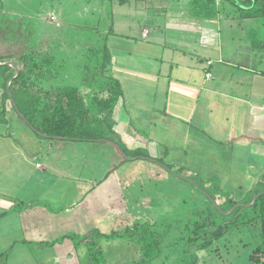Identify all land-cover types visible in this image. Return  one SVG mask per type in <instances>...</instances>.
<instances>
[{
    "label": "crops",
    "instance_id": "0c3cea01",
    "mask_svg": "<svg viewBox=\"0 0 264 264\" xmlns=\"http://www.w3.org/2000/svg\"><path fill=\"white\" fill-rule=\"evenodd\" d=\"M18 1L23 5L24 15L9 13L8 10L3 9L4 7L0 8V13L5 12V16L12 14L11 17L16 18L15 22H9L3 13L0 15V58L8 61L21 59L25 56L34 58V55L37 54L36 50L45 37L43 35L51 31L67 41L65 44L67 45L66 53L72 63L63 53L62 56L59 53H54V56L47 58L45 66L54 67L58 72V67L63 64L64 67H68L66 75L74 74L75 70L77 71L74 66L77 64L74 61L77 49L72 48V44L77 45L83 39L87 40L88 33L80 31L79 38H76L64 27L62 31L52 27L48 20V17L55 13L51 5L44 7L48 16V22H45V19L40 21L28 11L27 3L31 10L35 11L33 5L37 0ZM96 1V5L100 7L97 13L101 15V19L97 17L93 23L95 27L91 34L96 36L94 45L102 47L105 43L104 40L108 41V36L111 38L114 36L119 40L122 37L127 40L125 42H128L129 52L118 53L117 51L114 54L115 57L111 56L110 74L122 85L123 89L121 104L117 109L120 111L119 118L117 117L118 112L115 115L117 126L115 131L120 136L121 133L125 134L126 140H123L130 150L142 147L148 152V158L158 159L160 153L166 154L163 149L167 148L168 154L170 149H174L168 143L173 136L188 142V147L191 145L193 147L203 146L202 138H205L211 143V146L214 145L212 150L227 147L231 151L230 154L228 153L231 158L246 157L247 161H250L253 155H257L261 158L257 164L264 165V20L232 19L223 14H219L213 19L198 18L190 12L192 0H132L124 6L134 8L140 13V16L145 15V18L143 22L139 23V31L118 37L120 35L115 29L111 17L113 3L105 0ZM64 2L69 4L68 9L74 10L73 14H80L81 10L87 9L91 0H66ZM73 4L78 7L70 6ZM105 9L108 12L106 16L102 14ZM151 11L160 15V20L156 18L153 20ZM79 20H83L81 24L86 22L84 19ZM13 24L19 34L18 37H16V32L13 34L8 32L9 27L14 26ZM39 27L41 29L45 27L47 30L42 35H36L35 30ZM102 34H104V39L101 40L99 37ZM140 36L141 39H139ZM98 38L99 41H102L101 44L98 43ZM114 47L121 46L115 44ZM167 50L168 52H166ZM98 59L101 61L100 64L103 63L101 57ZM134 70L137 74L132 73ZM208 74L211 77L208 78ZM130 75L133 77L129 79ZM2 81L0 78V102L4 93ZM127 81H132L131 86H124ZM58 87L60 86L51 85L50 89L54 90ZM76 87L80 90L83 88ZM82 94L85 95L84 92ZM122 108L124 109L123 114L121 113ZM6 125L0 123V128ZM141 130L146 134L143 137L139 135ZM31 133L29 129H24L17 134L12 133L13 136L0 130V139L9 138L12 151L15 154H26V161L28 150L25 146L30 145ZM18 134L29 135V138L25 142L17 141L15 135L18 136ZM60 141H55L60 145L51 144L47 150L43 149L40 142L36 141L33 146L34 150L31 148L30 152L36 153L40 152L39 148L43 149L46 163L42 164L39 161L40 158L34 154L35 162L44 166L47 173L54 179L62 176L63 183L66 185L65 175H62L59 169L56 170L58 154L62 152L65 155L68 144H70L69 146L72 144L78 146L77 148L87 156L93 146L91 148L88 144H79V142H65L68 144H64ZM35 146L38 147V150ZM87 147L90 149L86 150ZM77 151L78 149H76ZM10 152L11 150L5 147L3 149L0 145V165L3 161L5 171L7 169V153ZM58 164L60 166L61 163ZM250 164L254 165V162ZM23 165L22 163L21 167ZM68 167V171L73 168L71 164ZM45 168L38 169L45 172ZM260 170L264 172V167H261ZM194 176L197 174L195 173ZM257 177L258 175L253 176L254 179ZM262 177L263 174L260 180ZM42 180L46 182L45 179ZM36 187L40 188L41 186L36 185ZM98 187L96 183L93 186L96 199L98 196L111 197L116 185L110 186L113 189L107 195L102 193L103 189L105 190L104 187L97 190ZM92 192L93 189L88 192L86 190L83 201L94 203L95 205L93 204L91 209L98 211V202L92 198L90 194ZM25 200L27 199L16 198L13 201L7 200L8 202L0 201V213H3V217L9 210L18 214L19 226L22 231L34 234L35 238L34 235L31 236L41 246L54 242L55 245L52 247L57 251V254L53 257L55 260L53 259L51 264L68 262L81 264V256L77 254L73 241L68 238L60 240L69 233L61 234V231L79 228L84 232V235H87L89 231L98 228L97 221L99 220H95L97 216L88 213L84 217L85 212H78V214L70 216L59 215L48 211L46 207L40 210L38 208L39 201L35 199L29 200L31 204L28 211L31 212L28 213L24 211L27 203ZM20 204H23V207H19ZM1 218L0 215V221ZM93 218L94 220H92ZM6 219L7 217H5ZM100 221H102V216H100ZM51 234L53 235L52 239H47L46 235ZM24 243H26L25 240ZM48 247L50 246L48 245Z\"/></svg>",
    "mask_w": 264,
    "mask_h": 264
},
{
    "label": "rangeland",
    "instance_id": "374dc122",
    "mask_svg": "<svg viewBox=\"0 0 264 264\" xmlns=\"http://www.w3.org/2000/svg\"><path fill=\"white\" fill-rule=\"evenodd\" d=\"M0 1V8L4 7L3 9L5 11L8 10L9 13H20L21 15H24L23 5H21L18 0ZM64 1L66 0H55V2L54 0H37L33 5L35 11L31 10V8L29 7V3H27V7L28 11L32 13L34 17L39 18L40 21H43V19H45L44 21L48 22V20H50L49 22L51 23L52 27L56 29L59 28L61 29V31L64 27L70 32V34L71 32L74 34L73 37L79 38V35L81 33L80 31H85L88 33V39H83L81 42L83 44H72V48L77 49L76 55L74 54V61L77 62V64H74V66L76 67L75 69H77V71L75 70L74 74H67V76L65 73H68V67H64L63 64L58 67V72L54 69V67L49 68L51 70L47 69V67L45 66V62L48 57L54 56V53H59V55L63 53L64 56L67 57V60L70 61V59L68 58L66 53L67 45L65 44L67 41L61 38L59 34H54L51 31H49V33L46 32V35H43L45 37L42 40L41 45L36 50L37 54L34 55V57H37L40 63L43 64V67L46 68L41 73V75L38 74L32 77L34 86L38 87H33L31 91L33 93L37 92L38 94L39 92L43 91L41 93V95L43 96L44 93L51 90V85L58 86L68 84L83 87L80 91L81 93L84 92V96L88 100H91L94 94H97L99 98H108L111 94L106 89V85L102 77V74H104L102 70L103 65L102 63H99L101 61L98 58L93 59L91 57L93 51L91 48L95 46L93 43L96 37L95 35H92L91 32L92 30H94L93 27L95 26H93V23L95 22L97 17L101 19V15L97 13V11L100 10V7L96 5V0H91V3L87 5V9L81 10L80 14H73L74 10L68 9L69 4ZM113 4V12L111 14V17L112 21H114V27L120 35L118 37H121L122 35L127 36L130 32L136 33L137 31H139V23L143 22L145 15L142 14V16H140V13H138L132 7L119 5L117 3ZM49 5L54 8L55 13L48 17L46 15L47 12L45 11L44 7H48ZM70 6L78 7V5L76 4ZM2 13L9 22L16 21V18L11 17L12 14H8L7 16H5V12H1L0 15ZM107 13V9H105L104 13L102 14L106 16ZM150 13L153 16V20L155 18L160 20V15H156L154 11H151ZM52 16L56 17V22L51 20ZM79 19H84V21L86 22H82L81 24V21L83 20L80 21ZM129 27L131 29H128ZM4 30L6 31V28H4ZM16 30L17 29H15L14 25L9 27L8 32L13 34L16 32ZM46 30L47 29L45 27H43L42 29L39 27L35 30V32L36 35H42ZM18 36L19 34L17 33L16 37ZM99 38H101L102 40L104 38V34H102ZM99 38L98 43L102 42L101 40L99 41ZM120 39L121 40L115 38L114 36H112V38L111 36H108L107 46L109 48L111 56L115 57L114 54L117 51L118 53L129 52L127 47L128 42H125L126 39H123L122 37ZM139 39H141V36L139 37ZM115 44H120L121 47H114ZM166 52H168V50ZM12 61L15 62L20 69L23 68V62L21 61V59H14ZM49 64L51 65L52 63ZM67 64L69 65L70 63ZM132 73L137 74L136 70L132 71ZM131 77L133 76L130 75V77L128 78L130 79ZM131 83L132 81H127L124 86H131ZM147 86H150V84H147ZM103 87L104 89L101 90V88ZM10 103L11 101L8 102V111L10 110ZM119 104H121V100ZM113 118L114 122L116 123V117L114 116ZM8 119L11 121V126L6 125L0 128V130H3L7 134L13 135L12 133L17 134L21 130H28V128L19 119L16 118V115L13 112H8ZM115 128L117 129L116 125ZM31 135L32 139H30V145L25 146V148L28 150V157L26 156V161V154H15L12 151V145L9 138L5 140L0 139V145H2V148L4 149L5 147L8 150H11L10 153H7L8 158L6 160V171L4 169L5 167L3 161L2 165H0V201L8 202L7 200L13 201L16 200V198L22 200L27 199L25 200L27 203L25 204L26 208L24 209V211H27L28 213L31 212L28 211V209H30L29 205L31 204L29 200L32 199L39 201L38 208L40 210L41 208L46 207L48 211L52 213L55 212L59 215L66 214V216H70L78 214V212H85L84 217H86V215L90 213L92 214V216H97L95 220H99L97 221V225L101 231L110 232L112 230L111 219L115 220V218L113 216H111L112 218L109 217L107 209L105 208L106 206L103 205L105 203L104 198L106 196H98L96 199L94 195L95 192L93 191L91 193L92 198H95V200H97L98 202V211L95 209H91L94 203L92 204L83 201L86 190L87 192L91 190V186L93 189L95 182L101 179L103 173H105L104 171L108 169L109 163L106 161V158L97 160V162L94 163L92 162L93 159H90L89 156H85L82 151L77 148L78 146L72 144L71 146H69L70 144L63 142L64 144H68V146L65 145L67 146L65 155L62 152L58 154V167L56 168V170L59 169V171L62 172V175H65L67 183L66 185H64L62 176L56 177L54 179L52 175L47 173L44 166H41L39 162H35L36 156H34V154H36L38 158H40L39 161H41L42 164L46 163L43 149L47 150V148L50 147L51 144H57L56 146L60 144L57 142L48 141L46 139H41L33 133H31ZM124 135L125 134L121 133L120 136L117 133V135H114V139L122 140L124 142L123 139L126 140ZM139 135L143 137L146 134L143 130H141L139 131ZM28 136L29 135L26 134H18V136L15 135V139L17 141L25 142L26 140H28ZM131 140L133 141L132 138ZM36 141L40 142L41 146H43V149L41 150V148H39L40 152L31 153L30 149L32 148V150H34L33 146ZM168 143L173 146L174 149H170L169 154L167 148L163 149V151L166 152L167 155H163L160 153L159 157L157 156L159 160L162 158L164 159V164L158 159H155L154 163L150 159L136 161L137 158L126 157L129 162L125 163L117 172L113 173V175L111 176L112 179L105 181L103 185L99 186L96 189L98 190L104 187L105 190L103 189L102 193H104V195H107V193H109V191L111 192V189H113L110 186L116 185L115 178L119 177L123 179L119 180L121 184H124L125 181V187L122 189L124 191L132 190L133 192L130 194L137 195V200L135 199L136 210H138L139 208L149 209L151 208V205L148 204L152 200H154V198L159 197L162 199V203H164L162 204L163 209L161 210V212L164 213L166 218L171 219L167 222L169 223L168 228L164 226L154 228L155 230L160 231V233L162 232V236L165 241L164 259L163 261L156 264H190L192 255H196L198 260L197 264H253L254 260L252 261V259L250 260V258H252L251 256L257 246V243L252 236L253 232L251 230H248L247 226L236 227L229 232L231 236L229 234V236L225 237V239H221V241L216 242L211 250H196V248L194 247L195 241L192 243L189 242V240H197V236L195 234V232H198L197 221L202 222V214L199 210L196 211V209H201L202 206L207 205V201L205 198L206 195L203 196L201 194L202 191L197 187V185H195L196 183L191 178L195 179L196 177L194 176V174L196 173L202 178V181H198L200 182L201 187H203L204 189L213 191L214 187H218V189H220V192L223 193V196H225L226 194H233L236 200L240 202L239 205L249 208L251 207V203H248L250 197L251 195L253 196L256 193L255 190L259 191L260 187H258L257 185L258 183L260 184L259 181L261 175H264V172L260 170L261 167H264V165L260 163L257 164V161L261 158H259V156L257 155H253L250 161H247L246 157L238 158L236 156L234 158H231V155H229L231 151L228 150L227 147H223L218 150H212V146L214 145L212 144L211 146V143L208 142L205 138H202L203 146L199 147H193L192 145L188 147V142L178 138L177 136H173L172 138H170ZM90 147L92 148V146ZM35 148L38 150L37 146H35ZM76 149H78L79 153L78 151L76 152ZM88 149L90 148L87 147L86 150ZM92 149L95 150L94 147ZM115 161L119 162V159L116 158ZM251 162H254V165H251ZM22 163L24 164L23 167H21ZM58 163H61L60 166ZM69 164H71L73 168L68 171L67 168H69ZM166 164H169L173 168V173L180 169L186 170L187 172H184V176L175 172L176 176H179L183 179H178L177 177L174 178L173 176H171L168 172L169 169ZM36 165L40 169L45 168V172L44 170H39ZM110 170L111 169L109 168L108 172ZM254 175H258L257 179L253 178ZM42 179H45L46 182H44ZM207 182H210V184H208ZM36 185H39L41 187L37 188ZM38 189H40V191H38ZM124 191L121 192L120 196L117 195V197H115L118 199H114L111 202L116 203L119 201V203H121L120 200L122 199V194L126 193ZM130 194L128 195L130 196ZM173 199H176L175 202H178L180 204L182 203L183 206H185L187 202H189V206H191V208L193 209L188 210L187 207H185L184 212H178L177 205L179 204L176 203V206L175 204H171L173 203ZM135 200L128 198L127 202H133ZM122 203L123 205H125L126 200L124 199ZM218 203L220 205L224 204V202L221 200H219ZM239 205L235 206L229 212L221 213L230 215L231 213H233V211L240 207ZM212 206H214V209L217 208V205L215 203H213ZM101 207H104V209H101ZM222 207L226 210L225 206ZM122 209L123 210L120 212L121 216L128 219L129 213L126 212V214L124 211L125 209L123 207ZM130 209L131 208H129V210ZM115 210L113 214H115V216L118 218L119 214L116 213ZM190 211L196 212L193 215L189 216L188 213ZM1 213L0 215L2 218L0 221V264H51V262H53V259L55 260V258L53 257H55V255L57 254V251L54 250L52 246L48 247V244L41 246V244L36 243L31 236L34 234L29 231H22L21 227L19 226L20 222L17 217L18 214H16L15 212L12 213V211L9 210L7 213H5L6 216L3 217V213ZM176 213L178 215H176ZM183 214L188 215H185L183 217ZM137 215L139 217V214ZM143 215L147 220L150 218V216L154 217L153 213L147 214L146 212H143ZM100 216H102V221H100ZM155 216L157 217V215ZM5 217H7L6 220ZM92 220H94V218ZM29 221L28 223H30ZM113 226L114 229V223ZM122 228L124 227L116 229L121 230ZM213 230L216 232L217 229L212 228V231ZM209 231L210 229H207V232ZM82 232L83 231H80L79 228H72L71 231L68 229H64V231H61V234L69 233L72 235L83 237L84 232L83 234H81ZM203 232L200 231L198 235L202 236ZM89 234H91V231H89ZM40 237L44 238L45 236ZM52 237V234L46 235V238L49 240H51ZM24 240L26 241V243H24ZM102 246L105 251L107 264H135V259L138 258L137 254H139V252L137 251L136 245L133 243V241L130 240V238L103 240ZM78 249L79 250H77V254L81 256L80 263L87 264V261H85L88 255L85 253L86 247L81 246ZM82 258H84L85 260L82 261ZM74 259L76 260V257H74ZM62 264L71 263L68 262Z\"/></svg>",
    "mask_w": 264,
    "mask_h": 264
},
{
    "label": "trees",
    "instance_id": "16d2710c",
    "mask_svg": "<svg viewBox=\"0 0 264 264\" xmlns=\"http://www.w3.org/2000/svg\"><path fill=\"white\" fill-rule=\"evenodd\" d=\"M105 1H110L111 3H117L119 5H127L132 0ZM190 11L195 14L194 16L202 19H213L219 16V14H223L225 17L232 19L246 18L264 20V0H192ZM104 42L102 47L94 46L91 48L93 50L91 57L93 59L101 57L102 59V70L104 73L102 77L106 89L111 94L108 98H99L97 94H94L91 100H88L76 85L68 84L58 85L60 87L44 93L43 96L41 95L43 91L39 92V94L37 92L33 93L31 91L33 88L32 86H34L32 77L38 74L41 75L47 66L43 67V64L40 63L36 57L28 58V56H25L21 58L23 68L20 69L21 72L19 77L10 85V93L27 122L17 114L12 102L10 103L11 111H8V102L11 101V96L7 93L6 86L10 79L15 76V68L10 66L0 67V78L3 80L2 86L4 89L0 102V123L11 126V121L9 119L7 120V118L8 112H13L17 119H19L34 135L41 139L55 142L58 141L55 137H59L62 138V142H79L93 146L97 151L93 149L89 150L87 156L93 159L92 162L94 163H96L97 160L106 158V161L109 163L108 169H111L109 172L108 169L105 170V173H103V176L99 179L101 181L98 180L95 182L98 186L112 179L111 176L113 173L117 172L125 163L129 162L126 157L137 158L136 161L149 159V154L146 150L142 148L130 150L122 140L114 139V135H117V133L115 131L116 123L113 117L118 112L117 117L119 118L120 111H117V109H119V102L123 97V91L120 83L114 80L110 74L111 53L107 46V40L105 39ZM7 61L6 59L0 58V62ZM47 69L49 68L47 67ZM104 87L101 88V90L104 89ZM121 113H124L123 108L121 109ZM111 143L117 144L126 156H124L116 146L113 144L111 145ZM116 158L119 159V162L115 161ZM159 161L163 163L164 159L162 158ZM166 166L169 169V174L174 178L183 179L176 176L175 172L183 176L184 172H187L184 169H180L173 173V168L169 164H166ZM195 177V179H191L196 183L195 185L200 188L202 191L201 194L203 196L206 195L207 205L202 206L201 209H196V211L199 210L202 214V222L197 221L198 232H195L197 240H189V242L192 243L195 241L194 247L196 250H211L216 242L228 237L230 234L229 232L233 229L239 226H247L248 230L253 232L252 236L257 243L250 260H254L255 264H264V175L259 181L260 184L258 183L257 185L260 187L259 191L255 190L256 193L253 196L251 195L248 203H252L255 198L256 202L249 208L239 205L240 202L236 200L233 194H226L223 196V193L220 192L218 187H214L213 191L204 189L198 181H202V178L198 175ZM115 179L116 188L113 189L111 197L105 198L104 200V205L106 206L105 208L107 209L109 217L112 218L111 216H113L115 218V220L111 219L112 230L110 232H104L101 231L100 228H94L89 235L81 237L69 234L64 238L62 237L60 240L63 241L66 238L71 239L76 250H79L78 248L81 246L86 247L85 253L88 255L86 260H83L87 261L88 264H107L102 241L121 238H130L136 245L139 254H137L138 258L135 259V264H156L163 261L165 241L162 232L160 233V231L154 228L160 226L169 227V223L167 222L170 221L171 218H166L164 213L161 212L164 202L162 203V199L157 197L148 204L151 205V208H139L136 210L135 203L137 195L130 194L133 192L132 190L124 191L122 189L125 187V181L124 184H121L119 180L123 179L119 177ZM207 183L210 184V182ZM94 188L93 191L95 190ZM122 191L126 193L122 194L121 203H119V201L116 203L111 202L114 199H118L115 197H117V195L120 196ZM128 194H130V196ZM128 198L136 200L127 202ZM124 199L126 200L125 205L122 203ZM175 200L176 199H173V203L171 204H175L176 206L178 202H175ZM219 200L223 201L224 204L220 205L218 203ZM213 203L217 205V208L215 207L216 209L212 206ZM178 204V212H184L185 207H187L188 210L193 209L189 206V202H187L185 206H183L182 203ZM237 205L240 207L230 215L221 213L229 212ZM211 206L214 212L211 210ZM222 206H225L226 210L223 209ZM19 207H23V204H20ZM122 207L125 209V213H129L128 219L121 216L120 212L123 210ZM129 208L131 209L129 210ZM114 210L119 214L118 218L113 214ZM196 211H190L188 213L189 216L193 215ZM143 212L147 214L153 213L154 217L150 216L147 220ZM137 214H139V217ZM188 214H183L182 216L184 217ZM155 215H157V217ZM176 215L178 214L176 213ZM113 223L115 224L114 229ZM120 227L124 228L121 230L116 229ZM212 228H216V232L214 230L212 231ZM207 229H210V231L207 232ZM200 231H204L202 236L198 235ZM48 245L53 246L55 243H48ZM191 257L190 264H197L198 260L196 255H192Z\"/></svg>",
    "mask_w": 264,
    "mask_h": 264
},
{
    "label": "water",
    "instance_id": "95a60500",
    "mask_svg": "<svg viewBox=\"0 0 264 264\" xmlns=\"http://www.w3.org/2000/svg\"><path fill=\"white\" fill-rule=\"evenodd\" d=\"M2 66H10V67H14L15 68V76L12 78V79H10V81L8 82V84H7V86H6V91H7V93L11 96V102H12V105H13V107L15 108V110H16V112H17V114L22 118V119H24L26 122H27V120L23 117V115L21 114V112H20V110H19V108H18V106H17V104H16V102H15V100H14V98L12 97V95H11V93H10V85L12 84V82L16 79V78H18L19 77V75H20V68H19V66L16 64V63H14V62H12V61H8V62H0V67H2ZM55 139L56 140H61L62 138H59V137H55ZM111 144H113L114 146H116L120 151H121V153L125 156V153L121 150V148L117 145V144H115V143H111ZM150 160H152L153 162L155 161V158H149ZM256 202V198L253 200V202L251 203V205H254V203ZM250 205V206H251Z\"/></svg>",
    "mask_w": 264,
    "mask_h": 264
},
{
    "label": "built area",
    "instance_id": "2783aa9c",
    "mask_svg": "<svg viewBox=\"0 0 264 264\" xmlns=\"http://www.w3.org/2000/svg\"><path fill=\"white\" fill-rule=\"evenodd\" d=\"M51 20H52V21H54V22H56V21H57L55 16H52V17H51ZM209 64H211V63H209ZM209 77H211V75H210V74H208V78H209Z\"/></svg>",
    "mask_w": 264,
    "mask_h": 264
}]
</instances>
